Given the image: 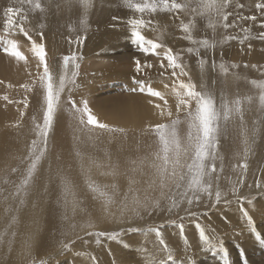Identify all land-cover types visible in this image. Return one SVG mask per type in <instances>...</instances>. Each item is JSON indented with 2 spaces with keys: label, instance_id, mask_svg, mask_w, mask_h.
Here are the masks:
<instances>
[{
  "label": "rangeland",
  "instance_id": "rangeland-1",
  "mask_svg": "<svg viewBox=\"0 0 264 264\" xmlns=\"http://www.w3.org/2000/svg\"><path fill=\"white\" fill-rule=\"evenodd\" d=\"M41 2L44 3L45 7L48 10L43 14L39 12H36V13L28 12L27 13L28 20L25 21L24 26L28 30L29 35L31 36L32 40H35L37 42H42L44 44L45 51L47 54L46 56L47 62H48V57H49L48 53H50V58L51 60H53L52 65L53 66L55 64L59 65L60 66L59 70H61V66L63 64V58L65 56H72L73 54H75L77 57L76 63L78 64L83 63L86 65V66L85 65L83 66L84 69L82 68L81 65H79L78 69H72L71 68L72 66H71L69 68V75H71L72 71H77L78 75L75 77L76 85L79 84L81 86V82H79V79L83 73L87 72L85 74L87 76V80L89 81V83H87L88 84L87 86H92L91 87L92 91L90 89L89 95L86 97V100L89 103V108L91 109L92 114H98L100 116L101 115L110 116L111 114L116 115L117 111H113V110H117L119 108L130 110L129 108L130 106L135 104V102H139L141 100L143 101L151 100V101L156 102L157 100L155 99H158V98L154 97L153 99V97L142 94L139 91L134 92L132 91V89L134 87H137V85L134 83V81H137V80L145 81L146 84H150L156 91L162 90L161 87L165 88V84H167L168 87H172L173 81L176 78L171 75L172 69L167 67V61L164 59V49L165 48L172 49L173 53L178 56V62L184 65V70L189 73V77L191 78V81L197 85L198 90L202 83L205 84L206 87L208 86L207 89L214 93L218 104L220 102V95H221L222 90L225 92L229 100L234 99L237 96L241 98L245 96L253 97V101H252L253 107H250V108L247 107L249 111L250 109L252 108L253 109L251 110L250 113H247V110L244 111V124L248 129H252L253 127H256L258 129V134L256 136V144L253 146L252 148L253 150L251 151V153L245 159L244 143H243V137L241 135V127H240L239 118L237 117L236 119L228 123L227 132L219 138L218 145H217V159L215 161L217 172L213 174L212 195L211 196H209L207 193L201 194L200 200L194 201L192 205H188L187 202L185 201L184 203L180 205L179 208L169 211L168 206L171 200L166 199V198H161V191L159 188H155V189L149 188V183L152 178V170H146L149 176L148 180L147 181L145 180L147 182L146 184L140 187H138V185H136L135 187V183L130 184L129 183L130 181H127V180L131 179V181L133 180L135 181V178L132 176H136L139 173V172L138 173L135 172L133 174L132 173L133 169L136 167L135 168L136 170L139 168L143 170L144 166H147L148 160L152 159V153L157 150L156 137L154 134H152V132H150L151 135H149V137L147 134H146L147 135L146 137L141 136V137L136 138V136H134L132 137L131 143L129 145V147L132 146L133 149L131 148V150L128 151L127 156L121 159L122 161L121 160L115 161L114 159L107 161V160H104L105 158L98 160V161H101L103 165L108 166L107 168H105L102 164L99 163L101 168L103 166L105 171L103 169L101 170L105 173L106 176L107 175L112 176L110 177L111 179L112 178L117 179L118 175L116 174L117 176L114 178L113 175L109 174L111 173L110 171L118 170L117 165L123 164L124 169L127 173L125 174L120 173V174L121 176L124 174L123 176L126 179L124 177L123 178H124L125 183L127 182V186L129 184V186L131 185V189H133V187L134 189L132 191H127L128 193L121 192L119 194V192L113 190L112 188H109V187L105 188V191H108V194L112 195L114 199V203H112L108 209L109 213L112 215V216L111 215L109 216L113 217V220L104 222L103 226H101L100 228H92L88 231L107 232V233L119 232L120 233L119 238L125 237L127 235L138 236L147 231L149 233L150 232L149 230H153V229L158 230L161 234L163 228H167V227L176 228L177 226L180 227V225L185 224L184 221L187 222L189 220L188 222L189 224H194V225L199 224L201 227L205 225L206 235L208 231H212V235L208 237L214 244L217 245V247L215 249H211V248H207L206 246L205 251L208 252V255L207 257L203 258L206 262L207 261L214 262L215 261L214 258H216L218 259V262H221L222 264L223 263L224 264H236V263L239 264L237 260H239L240 264H256L259 261L260 257L256 258L254 255L250 256L253 254L252 250H250V247L256 244L254 239H256L258 243L261 242L260 245L264 247V121H263L264 113H262L259 110V101H258L259 89L254 88L252 84L250 83V81H253V80L264 81V61H261L259 63L258 61H249L248 58L240 59L241 58L240 54H239V57H237V55L235 54L234 57L228 60L222 56V53L226 49H233V48L234 49L236 48L245 53L247 50L250 49V47L252 48V46L254 47L256 44H263L264 39H261L260 36H261V33H264V10L258 11L255 8V4L264 2V0H232L231 6L226 10L229 13H231L226 22L225 21L218 22V19L215 15H212L210 17L208 15H205L203 17L198 16V15L195 16V27L192 28L191 35L192 36L194 35L193 39L196 41L207 40L210 45L214 44V47H207V48L201 46L200 44L198 46V43L194 44L190 42L188 39L185 38L187 34L181 31V24L188 23L190 20L193 19L194 14L191 13L190 11L180 12L177 14H172V13L140 14L126 7L125 4L123 3V0H93L92 8L87 13V28L84 29L81 27V24H80V20L84 15V10L78 4H73L71 8H66L64 6V0H51V3H49V0H41ZM133 2H140V0H133ZM178 2H182V0H178ZM237 4H241L243 5V7H236ZM57 5H60V7L58 8ZM8 6L20 7L19 0H0V42H2V38L4 36V32H3V24H4V19H5L4 10ZM24 7L26 8L27 5H25ZM176 16H178L179 18H176ZM251 16H255L256 17L255 20L246 19V17H251ZM128 18H129V21L132 19H144L146 21L151 19L152 21L151 26H146L144 28H141L139 29V31L141 32L142 35L145 36L146 39L152 40L154 42L164 45V48H160L156 50L158 55H153L152 53H150L149 56H146L144 53H138L137 55L132 54L133 51L132 50L129 51V50L132 48L131 46H135L137 42H135L133 38L132 44L126 43V41H129L130 37H132L131 33L130 35H127V36L123 34H116L114 36L116 37L115 42L117 40H123V41L120 42L121 45H119L120 46L119 48L117 46V47L109 48L108 51L107 50L105 52L103 51V54H104L102 56L104 58V59L102 58L103 61H101L98 58H89V57L86 58L85 55L87 53L85 54L84 52L85 48H83L82 51H79L80 48L84 46V42L87 40V38L89 37L96 38L98 36L97 35L95 37L96 33L102 30L104 31L110 30V29L120 30L121 27L119 26L121 25V20H124V19L127 20ZM173 18L177 19L178 22L176 21V22H173L172 24L171 20ZM16 19L19 20V17H16ZM210 20L213 24L216 25L215 28L209 27ZM224 23H227L229 26L225 28L223 26ZM129 25L130 24L128 23L125 26H129ZM170 27L172 28L173 31L169 30ZM245 29L247 31H245ZM148 31H151V34L147 33ZM38 33L42 34V39H41V35H39ZM246 35L248 38L244 39ZM18 36H20L21 38L20 37L17 38ZM50 36L52 38L59 40L60 42L64 44L66 42L69 44L76 45L77 50L71 51V53H68V54H57L58 56L57 55L54 56V54L50 52L49 48L46 46L47 44L46 41L48 40V38H50ZM78 37H84L83 43L77 42ZM226 37H235V39L226 40L225 39ZM9 38L17 40L19 46L20 45L24 46L25 45L24 41L28 39L22 33H19L18 29L16 31V34ZM124 40H125V43L128 45L129 49L126 48V45H123ZM189 48H192L194 51L192 53H189L187 51ZM99 51L101 52V50ZM130 54H132L131 60L137 57L136 58L137 61L140 62V65H141L140 71H137L136 65H132V64H136V61L130 60ZM5 57L7 56H5L2 51H0V64H1L0 66H2L3 69H5L6 67L5 64H7V62L8 64L11 63V60L9 59V57L8 58H5ZM219 57L221 58L219 59ZM86 59L88 61H86ZM142 59L143 60L145 59L146 63L142 61ZM93 61L98 62V65L96 64L92 66V64L94 63ZM201 61H204L203 72H206V75L201 76L200 77L201 80H199L198 82H195L194 81L195 78L193 75L195 74L197 76L198 73L199 74L202 73L201 67H200ZM99 62H102V63H99ZM86 63H89L90 65ZM161 63L165 65L164 69L166 71L161 68ZM213 64L216 65L214 70L212 67ZM221 64H223L226 68H228L227 76L221 73L220 67H219ZM146 65H151V67H147ZM232 65H236V67H232ZM253 65H255L256 67H253ZM132 70H135V72L133 73L134 75L130 73V71ZM101 71H104L105 73L103 72L104 73L103 74ZM176 71L179 72V69H177ZM101 75H104L102 76L103 78L101 77ZM189 77H181V79L187 82ZM202 77H203V80H202ZM35 81H36L35 86L33 85L30 86L32 88V91H28V93L27 94L25 93L22 97L20 96L21 100H17V101L12 100L11 102L10 101L6 102V104L8 105L11 104V110L9 111V113L18 112L15 118L13 120L8 119L6 123L0 120V131L4 130L6 127L8 128L13 127V125H17V124L19 126H22L21 130L24 133L23 134L24 135L23 137L24 145L22 143L20 144V146L21 147L24 146L26 148L25 156H27L28 148L31 144V141L33 139H36L35 133L33 131V117H36L37 122H42L43 91L41 88H39L40 86H38L39 81L37 77ZM79 85L78 87H80ZM69 86L72 87V92L69 94V92L66 89L65 92L62 94L61 107L57 114L56 122L54 123L53 129L50 133V139L48 143L46 157L42 161L38 169L36 179H35V184L33 187H36L39 191L41 187L46 186L45 171L47 167L51 165L52 163L51 160L54 158V156L56 157V150L60 147L63 137L66 133L65 132L66 129H64L63 126L64 127L69 126V121L67 118L65 121H62L64 119V117L62 116L63 113L65 114L71 113V104L67 102L69 95H71L72 100H74L77 104L81 101L79 98L80 96L79 93L76 95V98H74L75 91H77L79 88L77 86H72V85H69ZM85 86L86 85H84L83 88ZM38 90H40L39 92L42 93V95H40V100L35 95ZM163 92L166 93V91L164 90ZM0 93H1V96H5L6 89L2 90V92ZM25 98H27V104H28V107H27L28 109L26 110L23 109ZM13 104H16V105L20 104L19 105L20 108L19 107L17 108V106L13 107L14 106ZM21 112H24L23 117L20 116ZM98 115H96L95 117L97 118ZM254 115H257L258 117H254ZM182 116H180L181 121L184 120V116L183 118ZM250 116L252 117L251 119H250ZM174 118L175 117L168 118L167 121L164 120L161 123L170 124L171 120ZM245 120H246V123H245ZM157 124H160V123H155L149 130L154 128L155 125ZM72 125L77 126V123L75 120H74V123H72ZM186 126H187L186 123L185 124L183 123V125L182 123L178 125V130H179V133L182 139L184 136L187 135ZM111 127H115V126H111ZM98 134L95 133L93 135H90L91 138L87 135V140L84 141L85 143L84 142L81 144L79 143V145H84V144L85 146L86 144H88V146L89 144L92 145L93 143L97 141L96 140L97 138H100V134L99 135ZM97 135L99 137H97ZM13 139H14V135L12 133H9L6 137V140L10 144L4 145L0 149L2 156L6 158L8 157L11 159V162L4 169V172H7L9 173V175L12 176L11 184L13 185V186L10 185V187H8L9 190H7L8 188H6L5 191L4 189L0 190V194L2 195L0 197V201L2 200L0 202V204H2L0 205V211H1L0 212V215H1L0 216L1 217L0 218V223H1L0 232L2 231L5 232V230H7L8 232V235L5 237V242L0 243V247H1L0 248V264L2 263L10 264V260H12L11 257H13L14 255L10 257V254H8L10 250H9V246L6 243V241L13 239L11 240L13 243V244L11 243V250L16 251L14 250V249H17V247L15 248V245L19 244L22 241V234H23L22 229L24 230L27 220L31 221V223L29 224L31 226L29 227L31 230H34L35 228H37V224L35 222L36 216L34 217V219L32 218V220L27 218L26 216L27 215V207H26L27 198H26V203L23 206H20V210L19 211L15 210L18 206V201H14L11 194L14 190V184L18 182L21 176V173L26 167L27 162L25 161L24 163H21L22 159L19 158L20 156L19 152L16 153L14 149L13 150L11 149V145H14V142H12ZM104 145L106 146V147L104 146L106 151H108L109 153L111 152V150L113 151V148H112L113 144L111 145L108 142L107 143L105 142ZM109 145L111 148H108ZM150 145L154 146V148L153 147L150 148ZM232 145H234L233 150H231ZM15 146L19 148L18 145H15ZM129 147L123 146V148H126V149H129ZM129 154L131 155L130 157L132 159L131 158L129 159ZM101 156H106V155L101 154ZM128 159L131 160L132 163H127ZM142 159L145 160V163L141 167L140 161ZM18 162L22 164L20 165V167H18L17 165ZM133 162H135L136 165ZM242 163H247L248 165L247 170H244L239 167V165ZM4 164L5 163L2 164L1 166L2 168ZM13 167L18 168V171L15 173H12L11 168ZM129 173L131 175H129ZM137 177L141 178L140 175H137ZM143 183L144 182H142V184ZM257 183H259L261 187L258 188ZM140 188H143V189H140ZM233 188L236 189L235 193L233 192ZM144 190L146 192H144ZM216 190H219L222 193L221 200L219 203H216L215 201ZM180 191H183V189H176L174 186L171 188L164 189L166 197L176 196L177 193ZM83 192L84 190H82V193ZM7 193H10V196L7 197ZM87 194L89 196L90 193L87 192ZM125 194H127V197L130 199V201H131V197L136 196V195L141 200H143L145 196L151 199H160V207L159 208H149L148 210L140 208L138 209L140 213L139 216H133L129 209V211L125 213L123 219H118V217H120V212L123 208V205L121 204L125 202V200H123L120 197H125ZM114 196L116 197L114 198ZM6 197L7 199H5ZM9 197L13 201L10 200ZM98 197H99L98 194H96L95 197L93 195V200H94L93 204L95 205V210L96 212H98L101 209L100 211L104 212L103 207H102V200H100V197L99 198ZM85 198H87V196ZM119 200H120V203H119ZM252 203H256L258 204V206L253 207ZM3 204H5L6 206ZM245 204H250L249 208H247ZM260 204H261L260 206L261 208L259 207ZM115 205L117 206V209ZM238 205L239 207L237 208L239 210V213L242 214V217L238 216V213L233 209L234 208L233 206H238ZM9 206L13 209V211L4 212L5 208H8ZM241 209L248 212L249 217L252 219L253 228L255 229V234L249 229L247 218L243 215V212L240 211ZM232 211L236 213V218L238 217V218L245 220L244 225H240L239 223H237V221H235L230 216V213ZM149 213H154V214H151V216H149ZM12 216H16L15 224H12L11 222ZM242 227L247 229L248 232L252 234V236L254 237L252 239V246L250 247L244 243L242 238L239 239V238L234 237L237 235L238 232L241 231ZM76 228L77 226L71 232L59 234V235L64 236V239L59 240V242L64 241L65 243H69L71 249H73V247L76 248L77 246H79V242H80L81 243L80 245L82 246L79 248V251L77 252L81 255L88 256L90 260L92 261V264H97L99 260L98 255H100V257L103 256L99 253L97 249L103 246L104 244H108V245L112 244L113 241L107 239V237H97L95 235H88L87 234L88 231L82 234H78L77 236H74V237H69L68 234L73 233L76 230ZM130 228H135V229H138L139 231L131 232L129 231ZM13 231L16 233L15 237H12L11 235ZM50 231L56 232V229L54 231L53 230H50ZM257 235H259L260 237L259 239H257ZM83 238H92L90 239L92 242L90 246L88 247L86 246L85 244L86 241ZM103 238L107 240L108 242L106 243L104 240H102ZM233 238L235 239L236 243H233L234 242ZM229 240H230L229 243H232L237 254L239 255L238 257L237 255L234 256L232 252H228L229 245L227 244V242ZM52 244L55 245L53 240H52ZM128 245L129 246L133 245V242L128 241ZM71 249L68 250V253L71 251ZM59 250H62L61 246L59 247ZM178 252L180 254H184L183 260H179L177 256H174L178 264H191V263H184L186 260L185 257L188 258L190 255L196 254L194 250H191V249H189L188 251H185L184 249L179 248ZM5 254H8V255H5ZM52 254H54V251L52 252ZM219 254H220V257H218ZM129 255H131V253H129ZM249 256H250V259L252 260L251 262L250 260L247 261L246 259ZM48 259H52V258H47L45 260L48 261ZM102 260L106 263L112 262V259L109 260L107 259V257ZM40 261H42L41 257H38L35 259L36 264H40ZM116 263L118 264L119 262L116 261ZM48 264L50 263L48 262ZM66 264H69V262ZM122 264H137V263L132 261L131 258H129L128 261L123 262Z\"/></svg>",
  "mask_w": 264,
  "mask_h": 264
},
{
  "label": "snow or ice",
  "instance_id": "snow-or-ice-1",
  "mask_svg": "<svg viewBox=\"0 0 264 264\" xmlns=\"http://www.w3.org/2000/svg\"><path fill=\"white\" fill-rule=\"evenodd\" d=\"M51 3V0H49ZM93 0H64V6L66 8H71L73 4H78L83 10L84 15L80 20L81 27L87 28V13L92 8ZM126 7L132 9L136 13L140 14H156V13H172L177 14L180 12H188L194 14L193 19L188 23L181 24V31L186 33V39L196 44L199 43L201 46L214 47L210 45L207 40L196 41L191 35L192 28L195 27V16H205L209 17L215 15L219 21H227L231 13L226 11L232 3V0H140V2H133V0H123ZM20 7L8 6L4 10V24L3 32L4 36L2 42H0V51L7 57L14 58L17 62L23 61L28 63V58L19 49L17 40L10 39L9 37L14 36L18 29L19 33H22L30 41L31 47L29 51L37 61V68H42V72L37 73V79L39 81V86L43 91V112H42V122H37L36 117H33V131L35 133L36 139L31 141L28 148L27 156H25L21 163H26L21 176L14 184V190L12 192V198L14 201H18V206L16 211L20 210V206L26 203V198L30 194V190L35 184V179L38 173V169L42 161L46 157L48 143L50 139V133L53 129V125L56 122L57 114L61 107V97L62 94L67 91L69 94L72 92V86L76 85L75 77L78 75L77 71H72L69 75V64L71 63L74 69L79 68V64L76 63L77 57L75 54L72 56H65L63 58V64L57 79L56 74L49 66L46 60L45 46L42 42H37L31 39L28 30L25 28L24 23L28 20V12L41 14L45 13L48 9L45 7L41 0H19ZM27 5L25 8L24 6ZM59 8L60 5H57ZM236 7H243L241 4H237ZM255 8L260 11L264 10V2L256 3ZM19 17V20L16 19ZM176 18H179L176 16ZM255 16L246 17V19L255 20ZM131 25L132 32L131 35L137 42L140 51L146 55L152 53L153 55H158L157 49L164 48V45L148 40L144 35L141 34L139 29L146 26H151V20L144 19H132L129 21ZM215 24L209 21V27L215 28ZM227 28L229 25L224 23L223 25ZM42 27V25H41ZM245 31H247L245 29ZM41 35L42 34L38 33ZM247 35L244 39H247ZM261 39H264V33H261ZM227 39H235V37H226ZM84 37H78V43H83ZM243 42V41H241ZM192 53L194 50L189 48L187 50ZM198 51V50H197ZM164 59L167 61V67L172 69L171 75L176 79L173 81L171 93L175 96V113L176 117L171 120L170 124L160 123L155 125L151 129L152 134L156 137L157 150L152 153V159L147 162V166L152 169V178L149 183V188L155 189L159 188L161 191V198L170 199L171 202L168 206V210L179 208L185 201L188 205H192L194 201H199L201 194L207 193L209 196L212 195V179L213 174L217 172L215 161L217 159V145L219 138L227 132V125L230 121L239 118L241 135L243 137L244 143V157L245 159L251 153L253 146L256 143V136L258 134V129L253 127L248 129L244 124V104H251L253 101L252 96L239 97L229 100L227 95L222 90L220 95V102L217 103V99L212 91H209L205 84H201L199 90L197 85L191 81L189 73L184 70V65L178 62V56L173 53L172 49H164ZM137 71H140V62H136ZM151 67V65H146ZM165 65L161 63V68ZM201 71L204 70V61L200 62ZM213 70L216 65L213 64ZM220 71L223 75H228V68L223 64L220 66ZM236 67V65H232ZM253 67H256L253 65ZM179 69V72L176 70ZM181 77H189L188 81L185 82ZM137 87H134L132 91H139L150 97H156L164 101L163 107L160 104H156L157 108L161 109V115H167L168 117H173V112L168 108V100L165 99L164 93L154 90L150 84H146L143 80L134 81ZM254 88L259 89L258 101L259 110L264 113V81H250ZM36 81H33V86H35ZM27 91H32V88L28 85H21ZM165 88L168 85L165 84ZM4 100H8L7 96L2 97ZM11 102V101H10ZM71 104V113L73 119L77 123L76 131L92 132L95 130H103L104 132L113 135H124L125 129L111 127L108 124L101 123L92 114L89 108V103L86 99L80 101L78 105L74 100H72L71 95H69L68 101ZM152 103V101H149ZM24 107L27 108V98L24 101ZM183 114L184 120L181 121L180 115ZM20 116H24V112L20 113ZM181 123L187 124V135L186 138L182 139L178 125ZM19 125H13V127H18ZM91 138V137H90ZM135 163V162H133ZM145 160L140 161V166L142 167ZM240 168L247 170V163H242L239 165ZM136 169H133L135 171ZM18 168H11V172L15 173ZM115 175V172L109 173ZM134 181H130V184ZM242 182V181H241ZM5 184L9 183V180L5 178ZM63 184V194L65 197L71 191L70 186L67 181H62ZM89 189L102 200V207L106 215H111L108 211L109 206L114 203L112 195H109L105 188H101L97 185L89 183ZM175 187L176 189H183L177 193L176 196L166 197L164 189ZM115 190L116 186H110ZM257 187H261L257 183ZM129 191H132L131 187ZM236 189L233 188L235 193ZM222 193L219 190L215 192V201L219 203L221 200ZM179 197V198H177ZM7 199V197L5 198ZM128 201L127 194H125V202L123 203V208L118 219H123L127 211H131L133 216H139L140 213L138 209L143 208L148 210L149 208H159L160 199H151L147 196L141 200L137 196H133L130 202ZM67 203V200H66ZM76 206L75 200H73V207ZM6 212H11L13 209L8 207L5 209ZM243 215L247 218L249 229L255 234V229L253 228L252 219L249 217L248 212L241 209ZM66 218V217H65ZM12 224L16 222V216L11 217ZM11 226V225H10ZM73 229L75 225L72 226ZM82 228L92 229L95 227L92 221L81 225ZM199 240L207 248L215 249L217 247L206 235L205 229L199 224L196 225ZM181 233H183V225H180ZM129 231L136 232L139 231L135 228H130ZM152 235H154L159 247L155 251H149L146 247L142 246L140 248L141 258L144 264H176V260L173 256L172 251L166 245V242L161 238V234L158 230H149ZM88 235H95L97 237H107V239L112 241H117L119 239V232H91ZM8 235L7 230L5 232H0V243L5 242V237ZM12 237H15L16 233L13 231L11 233ZM257 235V239H259ZM11 250V240L6 241ZM62 251H68L70 249V244L61 241ZM123 247H130L128 244H123ZM31 248L28 241L25 242L26 255L27 250ZM28 264H36L35 259L29 260ZM40 264H48V261L42 260Z\"/></svg>",
  "mask_w": 264,
  "mask_h": 264
},
{
  "label": "bare ground",
  "instance_id": "bare-ground-1",
  "mask_svg": "<svg viewBox=\"0 0 264 264\" xmlns=\"http://www.w3.org/2000/svg\"><path fill=\"white\" fill-rule=\"evenodd\" d=\"M171 21H172L171 22L172 24H173V22H176V21L178 22V20L175 18H173ZM128 23H129V18L127 20H125V19L121 20V25L119 26V27H121L120 30H117V29H115V30L110 29V30H105V31L102 30V31L96 33L95 37L98 35L96 38H94V37L87 38V40L84 42V46L82 48H80L79 51H82V49L85 48L84 52H85V54L87 53L85 55L86 58L87 57L98 58L101 61H103L102 60V58H103L102 56L104 55L103 51L104 52L106 50L108 51L109 48H113V47H117V46L119 48L120 47L119 45H121L120 42L123 41V40H117L115 42L116 37H114V36L116 34H123V35L127 36V35H130V33L132 32V28L130 25L125 26ZM176 25H174V26H176ZM152 27H154V26H152ZM169 30L173 31L171 27L169 28ZM147 33L151 34V31H148ZM19 37L20 36H18L17 38H19ZM125 40L123 42V45H126V48L129 49L127 44H132L133 37H130V40L126 41L127 44L125 43ZM169 40H170V38H169ZM46 43H47L46 46L49 48V51L52 52L54 54V56H56L57 54H68V53H71V51L77 50L76 45L69 44L66 42L64 44V43L60 42L59 40L52 38L51 36H50V38H48ZM24 44H25L24 46L20 45L19 49L28 58L27 64L24 63L23 61L17 62L14 58L9 57V59L11 60V63L8 64V62H7V64H5L6 65L5 69H3L2 66H0V92H2V90L6 89V93H5L6 95L5 96L8 97V100H4L1 98L4 96H1V93H0V120L3 121L4 123H6V121L8 119L13 120L15 118V116L18 114V112L9 113V111L11 110V104L8 105V104H6V102H9L12 100L13 101L21 100L20 98L25 93L26 94L28 93V91L24 87H21V85H28L30 87L31 85H33V81L36 80L37 73L42 71V68H40V69L37 68V61L34 57H32V54L29 51V49L31 47L30 41L27 39L26 41H24ZM198 46H199V43H198ZM131 47L132 48L129 51L132 50L133 51L132 54L137 55L138 53H143L142 51H138V50H140L138 47V44H136L135 46H131ZM99 50H101V52ZM48 54H49V57H48L47 63L49 64V66L53 70L54 74H57V79H58V76L60 73V70H59L60 66L57 64H55L53 66L52 65L53 60H51V58H50V53H48ZM132 54H130V60H131ZM149 54H147V55L145 54V55L149 56ZM235 54L237 55V57H239V54H240V57H241L240 59H242V58L247 59L248 58L249 61H258L260 63L261 61H264V42H263V44H256L254 47L252 46V48L250 47V49L247 50L245 53L243 51L236 49V48L235 49L234 48L233 49H226L222 53V56L229 60L232 57H234ZM143 57H145V56H143ZM5 58H8V57H5ZM136 58L132 59V60H135L137 62ZM220 58L221 57H219V59ZM224 58H222V59H224ZM138 59H139V57H138ZM86 61H88V60L86 59ZM142 61L145 62V59L144 60L142 59ZM93 62L94 63L92 64V66L96 65V64L98 65V62H95V61H93ZM99 63H102V62H99ZM86 64H89V63H86ZM252 64H253V62H252ZM79 65H81L83 68V66L85 64L82 63ZM132 65H136V64H132ZM71 66H72V64L70 63L69 68ZM71 68L74 69L73 66ZM130 68H132V67H130ZM162 69L165 70L164 68H162ZM80 70H82V69H80ZM101 72L103 73L104 71H101ZM134 72H135V70L130 71V73L132 75H134L133 74ZM86 73H83L79 79V82H81V86L78 84L80 86V87H78L79 89L77 91L74 90L75 91L74 98H76V95L78 93L80 94V96H79L80 100L86 99V97L89 95V91H90L92 86H87L88 85L87 83H89V81L87 80V76L85 75ZM141 73H142V71H141ZM148 73H149V71H148ZM94 74H96V73H94ZM200 74H202V75H200ZM200 74L198 73L197 76L195 74L193 75L195 78V80H194L195 82H198L199 80H201L200 77L203 75L205 76L206 72L202 71V73H200ZM109 75H110V73H109ZM102 76H104V75H101V77ZM91 79H93V78H91ZM208 79H209V77H208ZM228 79H230V78H228ZM202 80H203V77H202ZM84 85H86V86L83 88ZM163 88L161 87L162 90H158V91H160L162 93H165V92H163V90L166 91V93L164 95H165V99L168 100V108H169V110H171L173 112V117H176L175 96L171 93L172 87H168V88H164V89ZM39 91L40 90H38L35 95L40 100V95H42V93H40ZM91 91H92V89H91ZM153 99H154V97H153ZM155 100H157V101L156 102L152 101V103H149V101H151V100H145V101L141 100L139 102H135V104H133L132 106L129 107L130 110L129 109H122L119 107H118L119 109H117V110L112 109L113 111H117L116 115L108 114L110 116H105V115L100 116L98 114H93L94 116L98 115L97 119L101 123H105V124H108L109 126H115L117 128L125 129L124 135H113V134L104 132L103 130H95L92 132L76 131L75 129L77 126L72 125V123H74L72 113H70V114L63 113L62 116L64 117V119L62 121H65L67 118L69 121L70 127L69 126L68 127L63 126V128L66 129L65 130L66 133L63 137V140H62V143L60 144V147L56 150V157L54 156V158L51 160V162H52L51 165L48 166L46 171H45V178H46L45 184H46V186L41 187L40 191L36 187H33L30 194L27 196V205H26L27 215L26 216H27V218H29L31 220H32V218L34 219V217L36 216L35 222L37 224V228H35L34 230H31L29 228V227H31L29 225L31 223V221L27 220L24 230L22 229V233H23L22 234V241L19 244L15 245V248L17 247V249H14V250H16V251H12V250H10V252L8 251L9 252L8 254H10V257L14 255L13 257H11L12 260H10V264H28L29 260H32L33 258L36 259L38 257H41L42 260H45L47 258H52V259H48V262L50 264H60V263L66 264L68 262H69V264H92V261L90 260V258L88 256L81 255L77 252V251H79V248L82 246V245H80L81 244L80 242H79V246H77L76 248L75 247H73V249L70 248L71 251L69 253H68V251L59 250V247L61 246L59 240L64 239V236L59 235V234L71 232L73 230L72 226L75 225V227L77 226L76 230L73 233L68 234L69 237H74V236H77L78 234H82V233L90 230L88 228H82L81 227V225L87 223L88 221L93 222V224L95 225L94 228H100L101 226H103L104 222H108V221L113 220V217H111L112 215L109 216V215L104 214V212L100 211L101 209L98 212H96L95 205L93 204L94 203L93 195L95 197L96 194L93 193L92 191H90L88 185L90 182L94 185L101 187V188H105L106 185H108L109 188H111L110 187L111 185H115L116 186L115 191L119 192V194L121 192L129 191V188L131 187V185L129 186V184H128V186H129V188H128L127 182L125 183V181H124L125 177L123 175L127 172L125 171L123 164L117 165L118 170L114 171L115 172V175H113L114 178L118 175L117 179H119V180H117L116 178L115 179L112 178L113 179L112 180L110 178L112 176H110V175L106 176L105 173L101 170V169L104 170L103 166L105 168H107L108 166L103 165L102 162L98 161V160L104 159V158H105L104 160H107V161L113 160V159L115 161L121 160L122 158L127 156L128 151H130L132 148V146L129 147L131 140H132V137H134V136H136V138L141 137V136L146 137L147 135L149 137V135H151V133H150L151 130H149V129L155 123H161L164 120L167 121V119L170 118L166 114L162 116L161 115V109L157 108L155 106L156 104H160L161 107H163L164 101L160 100V99H155ZM252 103L251 104L245 103L244 104V111L247 110V113H250L253 108L250 109V111L248 110V108L253 107ZM78 104H80V102ZM13 105H14L13 107L17 106V108H18L20 104L19 105L13 104ZM23 109L26 110L28 108L23 107ZM182 115L183 114H181L180 116H182ZM247 115H249V114H247ZM260 115H261V113H260ZM254 117H258V116L254 115ZM182 118H183V116H182ZM251 118L252 117L250 116V119ZM252 121H254V120H252ZM247 122H249V121H247ZM245 123H246V120H245ZM182 125H183V123H182ZM21 128H22V126L14 127V128L13 127H9V128L6 127L4 130L0 131V149L4 145L10 144L9 142H7L6 137L9 133H12L14 135V139L12 141V142H14V145H11V149L12 150L14 149V151H16V153L19 152V154H20L19 158L23 159L25 157L26 148L24 146H22V147L20 146V144H22V143L24 145V138H23L24 133L22 132ZM186 128H187V126H186ZM95 133L100 134V138H97L96 139L97 141L94 140V141H96L95 143H93L92 145L89 144V146H88V144H86V146H85V144L79 145V143L81 144L85 140H87V135L90 137V135H93ZM98 135H97V137H99ZM128 136H130V137H128ZM94 137H95V135H94ZM126 137H128V138H126ZM184 138H186V136H184L183 139ZM105 142L106 143L108 142L111 145L113 144L112 148H113L114 153L112 150L110 153L108 151H106V149L104 148V146L106 145V144L104 145ZM15 145H18L19 148L16 147ZM123 146H128L129 149H126L127 147L123 148ZM152 147L154 148V146L150 145V148H152ZM229 147H230V145H229ZM108 148H111L110 145ZM16 149L19 151H17ZM233 149H234V145L231 146V150H233ZM101 154H103V155L105 154L106 156H101ZM130 156L131 155L129 154V159L131 158ZM129 159H128L127 163H132V161ZM150 160H148V161H150ZM10 162H11V159L8 157L6 158V157L2 156V153L0 150V190L4 189V191H5L6 188H8V187H10V185H12L11 184L12 176L9 175V173L4 172V169L9 165ZM3 163H5V164L2 168L1 166ZM99 163L103 165L102 168L99 165ZM17 165H18V167H20V165H22V164H20L18 162ZM124 165H126V164H124ZM128 165H130V164H128ZM135 165H136V163H135ZM128 168H129V166H128ZM108 169H110V168H108ZM111 169H113V168H111ZM146 170H152V169L149 168L148 166H144L143 170H141L139 168L135 171H132L133 174L135 172L136 173L139 172L137 175L141 176V178L137 177V175L132 176L135 178V181L133 180L134 181L133 184L135 183V187H136V185H138V187H140V186L147 183L146 181L148 180L149 176H148ZM107 172H106V174H107ZM110 172L112 173L113 170ZM120 173H124V174L121 176ZM130 173H129V175L132 174V173L131 174ZM5 178H7L9 180L8 184L4 183ZM134 178H132V179H134ZM136 179H137V181H136ZM62 181H67L68 185L71 187V191L69 192L67 197H65L63 194ZM127 181H131V179L127 180ZM142 182H144V183L142 184ZM42 185H44V184H42ZM133 189H134V187H133ZM140 189H143V188H140ZM7 190H9V188ZM82 190H84L83 193H82ZM87 192L90 193L89 196H88ZM117 192H115V193H117ZM144 192H146V191L144 190ZM1 193H3V192H1ZM141 193H142V191H141ZM1 196L2 195L0 194V197ZM8 196H10V193H7V197ZM86 196H87V198H85ZM115 197L116 196H114V198ZM120 198L125 200V197H120ZM9 199L12 200L10 197H9ZM66 200H67V203H66ZM73 200H75V202H76L75 207H73ZM100 200H101V198H100ZM78 202H80V203H78ZM128 202H130V199L128 200ZM119 203H120V200H119ZM0 205H2V204H0ZM3 205H5V204H3ZM12 205H13V203H12ZM93 205H94V207H93ZM121 205H123V203ZM245 205L247 208H249V206H250V204H245ZM252 206L253 207L258 206V204L252 203ZM260 206H261V204L259 205V207ZM115 207L117 209L116 205H115ZM233 207H234L233 209L238 213V216L242 217V214L239 213V210L237 208V207H239V205L233 206ZM119 209H120V207H119ZM4 212H5V210H4ZM151 214H154V213H149V216H151ZM230 216L235 221H237V223H239L240 225L245 224L244 219H241L238 217L236 218L235 212L232 211L230 213ZM24 218H25V216H24ZM184 222H185V224H183V233H181L179 226H177L176 228L175 227L163 228L162 232H161V238L166 242V245L172 251L173 256H177L179 260H183L184 254H180L178 252V249L182 248L185 251H188L189 249H191V250H194V252L196 254L190 255L188 258L185 257L186 260L184 263L197 264V262H198V264H220L221 262H218V259H216V258H214V260H215L214 262L213 261H207L206 262L203 259L204 257H207L208 252L205 251L206 246L203 245V243L199 240V233H198L196 225L189 224L188 223L189 220L187 222L186 221H184ZM0 225H1V223H0ZM16 225H17V223H16ZM203 228L205 229L206 226L203 225ZM0 229H1V227H0ZM55 229H56V232L54 231ZM50 230H53L54 232H52ZM207 235L211 236L212 231H208ZM234 237L239 238V239L242 238L244 243L247 246H249V247L252 246V239L254 237L252 236V234H250L248 232L247 229L242 227L241 231L238 232L237 235ZM83 239L86 241L85 242L86 246L87 247L90 246V244L92 243L90 239H92V238H83ZM11 240H13V239H11ZM52 240L54 241L55 245L52 244ZM102 240H104L106 243L108 242L104 238ZM233 240H234L233 243H236L234 238H233ZM254 240H255L256 244H254L252 247H250V250H252V253H253L250 256L254 255L256 258L260 257L259 261L256 264H264V247L262 245H260L261 242L258 243V241L256 239H254ZM26 241H28V243H30V245H31V248L27 250V252H28L27 255L25 254L26 253V249H25V242ZM128 241H132L133 245H131L128 248L123 247V244H125V243L128 244ZM229 242H230V240L227 242V244L229 245L228 246V252H232L234 256L237 255V257H238L239 255L237 254L234 246L232 245V243H229ZM142 246L146 247L149 251H155L159 247L158 242L156 241L154 235H152L150 232L148 233V231L144 232L143 234L138 235V236L127 235L125 237L119 238L117 241H113L112 244H109V245L104 244L103 246L98 248L97 250L103 256L100 257V255H98L99 260H98L97 264H117L116 261L119 262L118 264H122L123 262L128 261L129 258H131V260L136 262L137 264H144V261L142 260L141 253H140V248ZM53 251H54V254H52ZM129 253H131V255H129ZM238 253H240V252H238ZM8 254H5V255H8ZM2 255H3V253H2ZM250 256L246 259H247V261L250 260V262H251L252 260L250 259ZM10 257H9V259H10ZM106 257L109 260L112 259V262L111 263L104 262L102 259H105ZM218 257H220V254L218 255ZM237 262L240 264L239 260H237ZM176 264H178L177 260H176Z\"/></svg>",
  "mask_w": 264,
  "mask_h": 264
}]
</instances>
